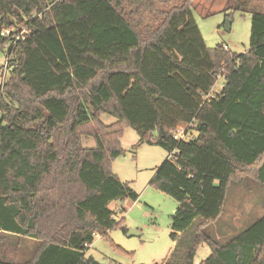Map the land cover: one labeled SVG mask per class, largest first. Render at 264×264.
<instances>
[{
    "label": "trees",
    "instance_id": "obj_1",
    "mask_svg": "<svg viewBox=\"0 0 264 264\" xmlns=\"http://www.w3.org/2000/svg\"><path fill=\"white\" fill-rule=\"evenodd\" d=\"M195 1L0 0L14 33L0 34V264H91L97 235L128 233L111 209L139 199L112 172L128 128L170 153L150 183L178 203L164 264H196L203 245L200 264H264V216L227 243L208 234L234 186L264 181V13L237 54L207 47ZM183 125L197 136L175 139ZM14 237L33 241L25 260L3 253Z\"/></svg>",
    "mask_w": 264,
    "mask_h": 264
},
{
    "label": "rangeland",
    "instance_id": "obj_2",
    "mask_svg": "<svg viewBox=\"0 0 264 264\" xmlns=\"http://www.w3.org/2000/svg\"><path fill=\"white\" fill-rule=\"evenodd\" d=\"M170 7L171 4L159 5L160 9ZM256 11L264 13V0H196L193 8L207 47L229 46L230 51L237 54L250 50L252 17ZM9 48V45L0 48V81L8 78ZM224 83V79L220 78L211 94H220ZM102 120L106 124L116 121L107 114L102 116ZM196 136V131H190L185 141ZM83 143L87 148L95 147L92 138H84ZM121 143L125 153L112 163V172L122 182L130 183L140 199L137 204L126 202L127 213L119 211L118 203L111 205L118 221L126 218L129 232L124 234L116 229L109 232L108 238L97 235L85 258L99 264H163L174 248L170 235L178 203L151 187L150 183L157 170L169 159L170 153L161 147L140 143L133 128L125 130ZM263 216L264 181L244 180L231 189L224 215L208 228V234L221 243H227ZM14 238L17 240L6 244L3 253L9 258L25 260L31 253L33 241L20 242L17 237ZM209 255L208 246H201L196 263L200 264Z\"/></svg>",
    "mask_w": 264,
    "mask_h": 264
},
{
    "label": "built area",
    "instance_id": "obj_3",
    "mask_svg": "<svg viewBox=\"0 0 264 264\" xmlns=\"http://www.w3.org/2000/svg\"><path fill=\"white\" fill-rule=\"evenodd\" d=\"M0 34L3 35V36H5V37H10L14 33H13V31L8 30V29H2V30H0ZM22 34H23V32L17 34L16 36H14V41L17 42L20 39V37H21ZM224 50L226 52H231L229 46H224ZM220 78H223L224 79V77L222 75L219 77V79ZM1 82L3 84V81H1ZM189 129H190V126L189 125L188 126L187 125L186 126L183 125V126L177 127L175 129V131L173 132L174 138L177 139V140H183V139H185L188 136ZM172 156H173V154H171V157ZM119 211H120V209H119ZM91 247L92 246H90V248Z\"/></svg>",
    "mask_w": 264,
    "mask_h": 264
},
{
    "label": "crops",
    "instance_id": "obj_4",
    "mask_svg": "<svg viewBox=\"0 0 264 264\" xmlns=\"http://www.w3.org/2000/svg\"><path fill=\"white\" fill-rule=\"evenodd\" d=\"M139 199H140V197H139ZM139 199H138L136 202H133V203H136V204H137V203L139 202ZM114 203H115V202H114ZM112 204H113V203H112ZM112 204H111V205H112ZM125 204H126V202H125V203H118V207H119L120 210L122 209L123 211L126 212ZM176 212H177V211H176ZM126 213H127V212H126ZM121 219H126V218L123 217V218H121ZM128 232H129V231H128ZM174 246H175V244H174ZM208 257H209V256H208ZM208 257H207V258H208ZM207 258H206V259H207ZM164 263H165V262H164ZM164 263H163V264H164ZM196 264H198V263H196Z\"/></svg>",
    "mask_w": 264,
    "mask_h": 264
},
{
    "label": "water",
    "instance_id": "obj_5",
    "mask_svg": "<svg viewBox=\"0 0 264 264\" xmlns=\"http://www.w3.org/2000/svg\"><path fill=\"white\" fill-rule=\"evenodd\" d=\"M231 24L229 23L228 24V31L230 32V30H231V26H230ZM91 264H99V263H97V262H92Z\"/></svg>",
    "mask_w": 264,
    "mask_h": 264
}]
</instances>
